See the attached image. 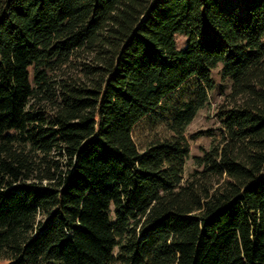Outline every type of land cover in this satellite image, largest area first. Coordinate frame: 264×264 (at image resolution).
Here are the masks:
<instances>
[{
	"label": "trees",
	"instance_id": "1",
	"mask_svg": "<svg viewBox=\"0 0 264 264\" xmlns=\"http://www.w3.org/2000/svg\"><path fill=\"white\" fill-rule=\"evenodd\" d=\"M0 260L264 264V0H0Z\"/></svg>",
	"mask_w": 264,
	"mask_h": 264
},
{
	"label": "rangeland",
	"instance_id": "2",
	"mask_svg": "<svg viewBox=\"0 0 264 264\" xmlns=\"http://www.w3.org/2000/svg\"><path fill=\"white\" fill-rule=\"evenodd\" d=\"M176 40L179 48L185 46V37L178 35ZM213 79L216 84V89L210 94L209 104L199 112L196 119L187 129L191 153L186 166L185 179H187L190 173L196 168L195 158L202 156L205 150L211 148V139L200 135V133L219 128L216 111L227 102V96L230 94V83L223 80L221 76V66L214 70ZM0 264H7V262L0 260Z\"/></svg>",
	"mask_w": 264,
	"mask_h": 264
}]
</instances>
